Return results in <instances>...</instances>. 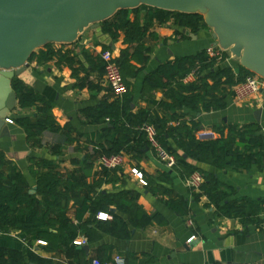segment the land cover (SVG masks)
Listing matches in <instances>:
<instances>
[{"label":"crops","instance_id":"crops-1","mask_svg":"<svg viewBox=\"0 0 264 264\" xmlns=\"http://www.w3.org/2000/svg\"><path fill=\"white\" fill-rule=\"evenodd\" d=\"M148 18L146 10H141L137 15L130 13L128 16L130 21L136 19L139 25L146 29L142 45L150 49L148 59L143 65L144 70L135 79L129 80L128 92L122 99L128 102V112L133 115L141 110L160 114L159 104L166 100L164 91L148 94L142 92L146 74L156 70L159 64L194 57L203 51L216 48L211 31L206 27L180 28L172 20L165 24L152 21L149 25ZM123 40L122 34L113 42L102 30H89L74 45L64 46L62 50L68 52L75 60L74 68H78L80 64L83 68L77 78L72 76L71 68L58 64L56 60L39 63L33 58L29 62V68L16 78L25 87L33 89L53 103L52 115L57 125L72 130L70 136L74 141L67 144L64 135L44 132L39 142L31 146L26 140L24 130L14 120L29 116L32 111L15 108L9 116L13 121L8 125L9 136L0 138V150L6 159L4 171L6 175L12 169L20 171L27 180L29 191L36 188L35 177L29 168L31 158L50 162L62 177L63 186H67L66 181L70 185L72 176L80 179L83 177L86 186L72 189L68 186V191H63L65 197L58 201V205L51 199L43 201L41 197H37L41 202L39 210L42 215L49 212L53 217L69 219L72 228L82 227L97 219L99 213H104L98 212L93 218L87 202L84 204L85 199L95 200L100 194H113L122 190L134 192L138 196L137 205L148 215H160L165 224H152L145 229L130 227L132 235L127 240L100 233L97 242L85 244L89 247L87 252L81 249L82 246L71 248L67 252L43 251L39 247L32 251L43 258L51 259L54 264L102 262L99 257L105 264H117L116 257L128 259L129 264H264V206L258 215V224L243 226L238 219L216 216L207 197L200 196L195 200L194 194L198 192L193 193L185 180L166 169L151 148H144L137 159L129 160L119 169L118 181L100 183L102 168L97 164L100 156H97L96 152L99 151L98 145L105 143L102 132L104 126L88 124L81 112L94 109L102 103L110 104L115 100L104 82V70L100 68L103 63L101 53L105 47H109L113 56L119 57L120 51L127 48ZM58 47L59 45H55L57 50ZM131 49L135 50L136 44H133ZM222 59L217 60L216 70L231 68L234 73L238 72L239 65L235 59L230 56ZM84 78L93 88L77 86ZM195 80L188 83L182 81V84L189 86ZM208 83L212 84L210 80ZM217 94L223 95L221 92ZM224 102L223 109L208 113L195 114L189 109L183 110L187 120H196L199 123L197 137L208 134L217 138V129L224 125L242 126L251 123L258 124L264 136V88L246 102L234 101L231 89L230 93L224 96ZM257 111H260L259 122L255 121ZM106 123L111 127L108 119ZM56 148L58 150L55 152ZM194 164L214 175L222 185L233 188L236 192L233 198L264 200V168L254 165L248 171H239L228 165L223 170H218L205 163ZM133 169L140 172L144 179L157 182L162 174L168 173L170 182L158 184L187 202L188 215H177L165 205V195L154 196L146 186L140 185L131 173ZM111 211L115 212L114 207ZM104 214L107 215L106 220H109L110 215ZM123 218L127 219L125 216ZM188 219L192 220V226L186 225ZM87 227L90 229L93 226L87 224ZM77 234L72 244L82 239L86 241L83 232L78 230ZM192 236L195 239L189 242ZM0 247L23 253L30 249L25 242V236L17 234L0 235Z\"/></svg>","mask_w":264,"mask_h":264},{"label":"trees","instance_id":"trees-1","mask_svg":"<svg viewBox=\"0 0 264 264\" xmlns=\"http://www.w3.org/2000/svg\"><path fill=\"white\" fill-rule=\"evenodd\" d=\"M141 10L149 14L148 24L156 21L165 24L172 20L180 28L196 29L205 27L200 16L181 15L161 10L140 7L133 11H122L101 24L103 33H107L113 42L119 35L124 36L123 44L127 48L120 51L119 57L115 58L123 80L130 86L129 80L144 70V62L148 59L150 49L142 45L146 29L141 27L138 21H130V13L137 15ZM136 44V49L131 46ZM64 46L48 45L33 58L45 62L56 60L72 69V76L77 78L83 70L81 64L74 68L75 60L68 52H64ZM110 51L105 47L104 51ZM227 53H223V59ZM222 59V60H223ZM30 60V61H31ZM102 63V61H101ZM139 65L136 67L134 64ZM217 60L207 55L206 51L194 57L175 59L172 62L159 64L156 70L145 75L142 83V92L145 94L154 91H164L165 101L159 104V113H150L149 110H141L133 115L129 113V105L124 100H114L112 103H102L94 109L81 112L85 115L87 123L103 125L102 130L105 143L99 144L97 156L113 155L120 152L126 153L129 160L137 159L142 150L151 148L146 140L145 133L140 130L144 124L154 127L156 140L161 147L175 159V165L171 169L182 180H186L193 173H199L202 183L198 191L190 189L194 199L205 196L209 200V206H213L215 215L238 219L243 226L258 224V215L264 206V200H251L246 197L233 198L236 192L233 188L222 185L214 175H211L194 162L208 164L218 170L226 166H232L235 170L248 171L252 166L264 168V136L258 124L247 125H224L218 128V137L199 138V123L196 120H187L183 115L184 109H189L195 114L208 113L225 107L224 96L230 93L232 87L251 75L239 67L237 73L231 68L216 70ZM199 65L196 80L189 86H184L182 80ZM103 63L100 68L102 71ZM205 73V74H204ZM211 81L210 85L208 81ZM80 88H93L84 78ZM12 89L17 97L19 110H29V116L18 117L14 122L21 127L27 142L33 146L39 142L44 132L61 134L70 144L71 138L68 127L61 128L57 125L53 115V103L46 100L31 88L25 87L17 78L12 80ZM223 93L219 95L217 93ZM106 119L111 127L107 126ZM58 148L55 149V152ZM185 156V157H184ZM6 159L0 150V235L17 234L24 235L25 242L29 246L26 253L0 247V264H54L51 259L43 258L32 251L35 247L41 250L67 252L77 246L72 241L77 237V231L83 232L86 243L93 244L100 238V233L127 240L131 237L132 228L145 229L152 224L163 225L165 220L158 214L148 215L137 205L138 196L129 190H122L113 194L99 195L98 199H85L90 214L95 218L98 212L110 215V219L99 221L94 219L82 227L72 228L69 219L53 217L49 212L41 214L39 207L41 197L51 199L55 205L65 197L63 191L70 188L86 186L84 178L72 176L70 185L63 186V179L55 171L53 165L44 159H30V171L35 177L36 193L29 194V185L23 174L17 169L6 175L4 166ZM117 170L102 169L100 183H115L118 181ZM169 174H162L158 182H170ZM146 179V180H145ZM146 189L154 196L165 195V205L177 215L186 217L189 213L188 204L185 200L165 189L153 181L145 178ZM67 187V188H66ZM114 207L115 212L111 211ZM125 216L127 219L123 218ZM43 243V244H42ZM99 260L104 262L100 257ZM129 264L128 259L124 260Z\"/></svg>","mask_w":264,"mask_h":264},{"label":"water","instance_id":"water-1","mask_svg":"<svg viewBox=\"0 0 264 264\" xmlns=\"http://www.w3.org/2000/svg\"><path fill=\"white\" fill-rule=\"evenodd\" d=\"M140 7L200 16L216 47L264 81V0H0V138L9 136L7 120L17 107L12 80L38 50L74 45L118 12Z\"/></svg>","mask_w":264,"mask_h":264},{"label":"built area","instance_id":"built-area-1","mask_svg":"<svg viewBox=\"0 0 264 264\" xmlns=\"http://www.w3.org/2000/svg\"><path fill=\"white\" fill-rule=\"evenodd\" d=\"M223 51L219 48H211L207 51V55L216 60H221L223 58ZM101 61L103 62L104 68V82L107 85L112 97L115 100H122L123 97L127 94L128 88L123 80L120 69L115 62V57L110 51H103L101 53ZM199 65H197L182 81L188 83L197 78L199 72ZM264 88V81L256 76L248 75L245 79L232 88L233 100L236 102H246L252 97L256 96L261 89ZM9 123H12L10 120H7ZM140 130L145 133L147 142L149 143L151 149L155 153L156 158L166 167V169L171 170L175 165V159L173 156L169 155L157 142L156 132L153 126L144 124L140 127ZM210 137L208 134L199 135V138ZM129 161L128 156L124 152L113 155H101L97 159V164L102 169L107 170H117L124 167V165ZM131 173L139 181L140 185L143 187L147 186L146 181L143 178V175L137 170L133 169ZM202 177L199 173H193L189 178L185 180L187 186L190 189H195L198 191L199 186L202 183ZM264 213V212H263ZM97 219L104 221L107 219V215L104 213H99ZM187 226H192V220L188 219L186 222ZM195 237L192 236L189 239V242L194 240ZM43 244V243H42ZM75 246H83L86 244L84 239L80 241H74ZM117 264H125L124 260L120 257L115 258ZM91 264H105L99 261H93Z\"/></svg>","mask_w":264,"mask_h":264},{"label":"rangeland","instance_id":"rangeland-1","mask_svg":"<svg viewBox=\"0 0 264 264\" xmlns=\"http://www.w3.org/2000/svg\"><path fill=\"white\" fill-rule=\"evenodd\" d=\"M39 51H40V50H38L37 52H39ZM227 56H228V58H229V55H226V57H224V59L227 58Z\"/></svg>","mask_w":264,"mask_h":264}]
</instances>
